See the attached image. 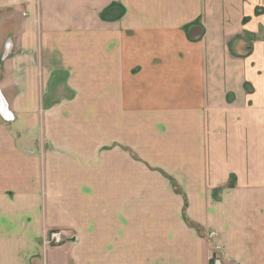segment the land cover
Returning <instances> with one entry per match:
<instances>
[{
  "label": "crops",
  "instance_id": "obj_1",
  "mask_svg": "<svg viewBox=\"0 0 264 264\" xmlns=\"http://www.w3.org/2000/svg\"><path fill=\"white\" fill-rule=\"evenodd\" d=\"M6 41L1 84L12 56L19 79L4 86L19 98L34 75L37 90L44 44L42 72L67 70L51 73L46 107L76 88L94 118L84 138L109 133L141 162L67 179L71 194L54 209L36 190L52 170L51 142L40 146L41 128L17 120L0 86L14 116L0 113V264H52L38 236L46 223L80 234L72 202L85 233L107 229L101 264H264V0H0ZM81 145L69 152L80 158Z\"/></svg>",
  "mask_w": 264,
  "mask_h": 264
},
{
  "label": "rangeland",
  "instance_id": "obj_2",
  "mask_svg": "<svg viewBox=\"0 0 264 264\" xmlns=\"http://www.w3.org/2000/svg\"><path fill=\"white\" fill-rule=\"evenodd\" d=\"M10 27L11 26L8 24L6 25L5 29L8 28L6 29L8 31ZM10 45L12 44L10 43ZM1 49L2 43L0 44V50ZM19 49V47L16 48V51L20 53L21 50ZM36 51L37 68L34 67V69L35 78H38L37 83L39 88L37 90H35L33 84L34 81H36V79H34V75L31 86L27 87L25 92H21V96H19V98L17 96L18 92L14 91V89L8 90L7 87L4 86L5 82L13 83L19 79L13 74L12 71V56H9L8 59H6L5 64H7L5 65L6 68H4L7 72L4 73L5 71H3L1 73V75L3 74V80L1 79V81L4 83H0V86L4 93L7 92L10 95L8 98L10 100L11 106L16 112L17 120L19 122H23V126L27 129L33 127L35 124L41 128L39 142L40 146L43 147L45 142H51L48 162L51 165L52 170L50 171L48 177L47 175L45 177L42 174L36 190H39L37 193H40L41 198L43 200L47 198V204L50 202L53 204V208L55 209L58 208L61 203V195L63 192H66L67 195L71 194L67 186V184H69L67 179L89 178L91 177L90 174L93 173H95V177L102 178L105 175L108 176V165L112 160L121 163L131 162L138 164L141 162V158L138 153L133 151L130 147H126L124 145H121L120 147L116 144H108L110 140L106 136H109V133L101 135L100 138L94 139L93 142L92 140H89V138H84L83 133H89L88 130L93 129L92 122H86V119L89 118L91 121H93L94 118L93 115L89 116V113H86V110L84 111L82 107H78V100H81V94H79V90L76 88L69 87L74 94L73 98L68 99L65 97L59 100L60 97L57 93L55 97H52V100H54L56 103L53 106L46 107V102L48 98H50L49 94L53 93V90L57 86V83H54L51 86L50 83L53 78L56 76L59 77V74L54 75L51 73H55L59 70H67L59 68L52 72L45 73V70L42 72L40 57H42L45 63L44 54L46 53L44 51V44L39 42L36 43ZM41 79H43V82H41ZM73 79H78V76L74 75ZM75 81L76 80H74V83ZM41 83L43 87L41 86ZM17 98L18 100H16ZM28 99L34 100L36 102V108L32 109V107L29 106L27 108L24 105L25 102L28 104ZM28 111L30 115H27ZM32 112L33 115H31ZM112 128L113 127L111 123L101 122L100 124L97 123L96 129L107 132ZM46 136L49 137V140H47ZM72 144H82L80 151L83 153V155H81L80 158L69 152V150H71ZM128 149H130V152H128ZM40 162H44L43 157L41 158ZM90 163H95L96 166H102L103 170H89L87 167H84L86 165H83H88ZM133 168L139 169V167L135 166ZM68 174H73L74 177H68ZM165 174L166 173H163L164 177H171L168 174ZM66 199H70V197H65L64 200ZM71 204L72 205L70 206L73 207L71 215L73 217L74 225L76 224L77 219L80 221L77 223V226L75 225V227L80 229V234L74 227H72L71 224L68 226L70 229H73V231L66 232L65 230H62L64 228L60 227L59 225L50 226L51 224L46 223L42 227L43 229L41 234L38 236L40 238L39 243L41 245V250L45 251L44 253H46V250L50 248L46 259H51L50 263L52 264H56V262H54V259L56 261V258H58L59 264H87L90 262L101 264L100 259L107 257V253L101 251V246L107 244V229H105V232L104 229L99 228L96 229V231L89 230V232L85 233L86 228L82 227L84 226L83 218L76 217V211L78 210L79 204L77 202H72ZM53 216L55 219H59V209L54 212ZM58 231L64 232L60 241L52 239V234H50L51 232ZM77 237L81 238H78L80 240L78 246L76 245L78 241H73V239H76ZM59 257H61V259H59ZM216 261H218L220 264H226L219 256H214L210 260L209 264H215ZM43 264H46L45 259L43 260Z\"/></svg>",
  "mask_w": 264,
  "mask_h": 264
},
{
  "label": "water",
  "instance_id": "obj_3",
  "mask_svg": "<svg viewBox=\"0 0 264 264\" xmlns=\"http://www.w3.org/2000/svg\"><path fill=\"white\" fill-rule=\"evenodd\" d=\"M0 113L6 118V120H12L14 118L11 110L9 109L8 103L0 91Z\"/></svg>",
  "mask_w": 264,
  "mask_h": 264
},
{
  "label": "built area",
  "instance_id": "obj_4",
  "mask_svg": "<svg viewBox=\"0 0 264 264\" xmlns=\"http://www.w3.org/2000/svg\"><path fill=\"white\" fill-rule=\"evenodd\" d=\"M64 232H51L50 234H52V239H56L57 241H60L61 240V237H62V234ZM46 240H51V239H46ZM215 264H220L218 261L215 262Z\"/></svg>",
  "mask_w": 264,
  "mask_h": 264
},
{
  "label": "flooded vegetation",
  "instance_id": "obj_5",
  "mask_svg": "<svg viewBox=\"0 0 264 264\" xmlns=\"http://www.w3.org/2000/svg\"><path fill=\"white\" fill-rule=\"evenodd\" d=\"M1 43H2V42H1ZM1 43H0V44H1ZM3 46H4V47H3ZM9 46H10V44H9V43H7V41H6V43H5V44H3V43H2V49H1V50H3V49H4V50H3V52H4L3 56H5V55H6V53L8 52V50H9V49H8V48H9Z\"/></svg>",
  "mask_w": 264,
  "mask_h": 264
}]
</instances>
